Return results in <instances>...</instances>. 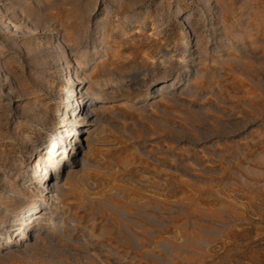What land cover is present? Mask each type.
<instances>
[{
    "label": "rangeland",
    "instance_id": "rangeland-1",
    "mask_svg": "<svg viewBox=\"0 0 264 264\" xmlns=\"http://www.w3.org/2000/svg\"><path fill=\"white\" fill-rule=\"evenodd\" d=\"M0 264H264V0H0Z\"/></svg>",
    "mask_w": 264,
    "mask_h": 264
},
{
    "label": "bare ground",
    "instance_id": "bare-ground-1",
    "mask_svg": "<svg viewBox=\"0 0 264 264\" xmlns=\"http://www.w3.org/2000/svg\"><path fill=\"white\" fill-rule=\"evenodd\" d=\"M69 79H71V77H69ZM73 83H74V80L72 81ZM72 83V84H73ZM84 89V87L82 88V90ZM82 90H81V93H82ZM83 94V93H82ZM81 95L80 96H78V97H76V98H80V100L79 101H77V102H74L73 103V105H71L72 106V108L70 109V111L71 112H76L77 114H78V112H80V110H87L86 111V113L83 115L84 117V122L83 123H80V126L82 127V126H84L85 124H86V126L88 125V124H90V122H92V113L90 112V110H89V108L91 107V106H93L97 101H96V99H94V98H91V101H89V103H88V101L86 102V103H84L83 104V108H82V106H80L79 105V103H80V101L82 100L81 99ZM92 110V109H91ZM80 132L82 133V134H84L85 133V127H83V128H81L80 129ZM48 192H50V191H48ZM41 206H40V204H38V203H36L35 204V208H33L32 209V212H29L28 214H27V216H28V218H31V217H34V216H36V215H38L39 214V212L41 211ZM30 210V209H29ZM28 210V211H29Z\"/></svg>",
    "mask_w": 264,
    "mask_h": 264
}]
</instances>
